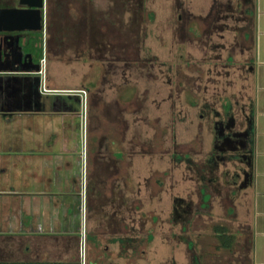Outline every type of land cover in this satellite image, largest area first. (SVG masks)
<instances>
[{"label":"crops","instance_id":"crops-1","mask_svg":"<svg viewBox=\"0 0 264 264\" xmlns=\"http://www.w3.org/2000/svg\"><path fill=\"white\" fill-rule=\"evenodd\" d=\"M99 1L47 0L45 31L42 35L45 42V53L42 59L43 80L48 89L66 91L85 89L94 66L100 65L103 72L94 87V91L97 92V110H95L98 115L95 124L102 120L110 121L107 113H104L105 104L111 105L109 107H111L110 111L113 115L117 112L118 105L123 107L122 117L130 121L132 117V112L129 109L131 97L125 93V89L132 86L129 76V61L133 47L130 31L132 20L130 1L107 0L106 6H101ZM192 1L186 6H179V10H181L177 11L178 14L173 13L172 25L174 28H178L179 15L183 9L190 11L194 16L212 17L218 3H222V5H226L228 11L237 12L238 17L235 21L239 26L237 29L239 41L236 49L240 50L241 55L250 56L252 60L248 77L250 93L248 99H251L250 108L255 127V99H261L258 95L256 96V54L258 52L264 57V0H235L234 3L232 0L230 2L229 0L227 2L224 0H199L202 2V7L199 4L194 5ZM20 5V0H0V8ZM158 18L160 19L157 14L152 15V20L148 19V22H153V20L158 22ZM200 20L199 23H202L203 20ZM201 27H203L202 24L195 27L194 41L200 42ZM35 34L36 31H24L25 41L30 37L32 39ZM0 35L3 33L1 32ZM50 41L53 43L51 44ZM30 45L26 51H35L34 44ZM17 65V68L0 66V74L4 76L15 74L24 76V79H28L26 75L32 76L31 68H21L19 64ZM19 72L24 74L20 75ZM105 75H109V80L106 82H104ZM111 75H113V79ZM42 87L43 94L48 93L44 86ZM83 95L86 106L87 99L84 93L81 96ZM8 102L6 103L5 99L0 97V226L2 231L16 233L21 230L22 225H27L32 231L41 229L40 227L47 228L48 232L57 233L56 237L62 242L58 249L65 253L62 258H68L74 251V243L71 241L72 238L65 233H72L81 225L94 229L101 221L108 222L109 232L115 237L113 264H128L126 249L131 234V219L128 211L131 193L123 188L124 192L119 199L121 207L118 213L114 214L110 210V213L103 216L102 212L97 213L92 206L91 209L89 206L84 209L83 213H77L74 210L76 190L70 186L67 174L68 163L74 158V149L68 140L63 142L62 147L29 144L27 154L19 153L23 151L12 147L14 145L9 144L10 141L5 143V136L14 137V132L19 127L27 128L28 143L34 134L35 139L39 137V130H42L41 125L44 126L45 131L55 130L61 135L63 129L65 132V129L68 128V116L50 113L35 114L36 111L44 110H37L33 106V102L30 107L24 108L13 106L10 100ZM46 102L47 110L51 111V99H47ZM21 111L24 113H20ZM31 112L33 113L31 114ZM88 125L89 121L84 114L85 129L88 128ZM39 126L40 128H38ZM37 129L39 130L37 131ZM161 129L163 128L161 127ZM119 131L109 136L107 141L109 147L106 148L100 141L101 132L95 131L92 134L87 129L85 137L87 136L89 143L90 134H92V145L88 144L87 153L86 150L83 151V159L90 160L94 164L98 158L112 154L113 159L122 164L126 165L130 161L132 168L138 165L142 166L141 163L146 162L148 170L153 169L147 173L146 177L151 178L152 176V179L159 180L163 187L165 185L164 174L167 170L163 168L164 148L158 144L153 151L149 150L145 155H130L131 126L126 128L124 122ZM157 132L156 130L155 136ZM67 134L66 131L64 136ZM45 135L47 134L45 133ZM173 160L175 161L174 158ZM253 175V184L243 190L234 200L237 212L236 224L249 225L252 232H254L255 205L254 144ZM156 181L152 180V183L156 184ZM161 189L163 190V188ZM212 199V211L215 214H222L221 195L214 194ZM52 216L55 218L52 219ZM105 217L107 221H105ZM49 237L51 236H46V238ZM50 241L48 240V242ZM252 249L249 252V264H251ZM49 250V248H44L41 255H49ZM8 259V262L13 263L24 258L9 254ZM37 259L36 255H32L29 262H35Z\"/></svg>","mask_w":264,"mask_h":264},{"label":"flooded vegetation","instance_id":"flooded-vegetation-1","mask_svg":"<svg viewBox=\"0 0 264 264\" xmlns=\"http://www.w3.org/2000/svg\"><path fill=\"white\" fill-rule=\"evenodd\" d=\"M132 9V20L130 24V31L132 33V56L129 61L130 70L134 65L140 64V58L138 54L137 46L141 37V22L143 20V1L141 0H129ZM216 8V11L212 13L213 17H199L194 16L190 11L183 9L179 15L178 32L183 36H189L194 38L196 33L192 32L191 23L198 21V26L201 27V35L203 33L214 34L225 30V26L220 23V12L223 11L222 3ZM142 8V10H141ZM203 20L202 23H199ZM190 24V26H189ZM189 26V27H188ZM13 38L10 42L5 44L6 50H13L15 56L14 60L0 63V66H13L21 68H31L33 72L32 76L26 75L28 79H24V76L13 74L12 76L0 74V97L12 102L15 107L24 108L26 106H33L37 110L35 114L50 113V114H65L68 116V128L64 129L61 135L53 130L48 132L44 130V126L41 125L39 130V137L35 139V134L32 137V144H38V146H52L62 147L63 142L68 140L71 143L72 149H74V158L69 161L67 167L68 180L70 186L74 188L76 201L75 211L77 213H83L84 209H91V206L96 212H102L105 214L118 213L120 211V197L122 195L123 188H126L130 193L128 211L130 214V238L127 245V259L128 264H141L142 258L146 256L148 246V212H147V189L149 180L151 181V187L154 191L158 190L162 186L159 180L152 183L151 178L145 177L136 178L133 177L132 163L128 161V164H122L113 159L112 154H106L98 158L96 162L91 163L90 160L83 159V151L88 150V144L92 145V134L95 131L101 132L100 141L108 148V138L113 133L120 132V127L125 122L126 128L131 126L128 119H123L122 112L123 107L117 106V112L112 114L111 107L105 104L104 113H107L110 121L102 120L95 124L97 115V92L94 88L86 85L85 89H77L72 91L66 90H53L50 89L48 93L43 94L42 86H45L43 77L37 72L36 63L42 61L45 53V42L43 41V31H37L36 34L25 41L24 32H12ZM2 36V35H0ZM31 42H33L31 44ZM44 42V46H43ZM238 43V41H236ZM19 43L24 50L25 57L27 59L33 58L34 63L23 62L19 60L20 50ZM52 44L53 41H50ZM34 44L35 51H26L29 45ZM236 44V43H235ZM30 45V46H31ZM212 49L225 48L226 44L220 41L211 42ZM137 50V51H136ZM136 56V57H135ZM142 62V61H141ZM19 74H24L23 72ZM30 74V73H28ZM108 75L104 76V82L108 80ZM91 82V81H90ZM134 87V93L131 96V102L129 109L132 114L137 115L143 113V99L141 95H137V87L131 82ZM169 93V96H164V100H175L181 95H184V99H188L187 103L190 106L199 107L201 123L200 126L207 128L212 136V149L206 155L204 159L191 160V156L186 154V157L180 152L181 145L179 141H176L174 145L173 155L176 162L181 159L194 164L193 179L199 180V187L194 192L199 198V201H194V198H187L177 195L174 197V204L172 209V216L175 220L184 224L186 230V224H192L196 221L197 216L211 215L213 208V195L220 194L222 197L223 216L226 221L234 222V229L230 228L228 223H218L214 226L215 233L219 235V246L227 250H234L235 247L241 248L243 254L241 258L250 260L249 252L253 246V232L249 225L244 226L241 223H237V212L234 200L241 194L243 190L248 189L253 184V144H254V124L252 109L248 111L246 106L240 105L236 109L232 107V103L227 100L232 98L223 97L224 101L220 107L213 105L210 101L205 100L198 102L199 98L194 88L186 87L181 94L180 84L176 83ZM82 90L86 91L85 97L87 99V105H84V95ZM55 91V92H53ZM177 95L175 98L174 93ZM51 99L52 110H47L46 101ZM206 99V97H203ZM238 99V98H237ZM142 100V101H140ZM237 101V105H238ZM111 106V105H110ZM96 109V110H95ZM20 113H24L21 111ZM33 112H31L32 114ZM84 114L89 121L88 128L84 126ZM139 116V115H138ZM141 117V116H139ZM112 120V121H111ZM87 121V120H86ZM124 121V122H123ZM35 123V122H34ZM36 124V123H35ZM37 125V124H36ZM40 128V126L38 127ZM87 129L90 131V141L88 143ZM66 131L68 132L67 135ZM159 132L157 135L149 140L142 137V133H134L130 138V155H145L149 150L153 151L158 145ZM45 133L47 135H45ZM85 133V134H84ZM163 131L160 134L162 136ZM202 141V139H201ZM192 143L187 142V145ZM203 145V142H202ZM186 146V145H185ZM188 156V157H187ZM182 160V161H183ZM71 165H74L71 167ZM221 168V170H220ZM55 218L54 216L51 217ZM152 221L157 222L160 219L159 213L153 214ZM105 221L107 218L105 217ZM32 231L27 225H22L21 230L16 233H6L2 231L0 226V264H113L114 263V249L113 244L115 237L110 234L108 222L101 221L94 229H89L86 226H78L77 230L72 233H65L69 235L74 243V251L68 258H62L65 254L64 251L59 250V244L62 242L56 237L57 233L48 232L49 229L40 227ZM43 230V231H42ZM47 230V231H44ZM228 235V241L222 238L223 235ZM51 236L46 238V236ZM217 235V236H218ZM11 237V238H10ZM51 238V239H50ZM48 240H51L48 242ZM187 243L188 251L191 252L190 258H193L194 264H203V256L201 253L196 254L195 242L189 238L184 239ZM61 242V243H60ZM226 242V243H225ZM44 248H49V255H41V251ZM235 251V250H234ZM67 252V251H65ZM121 253V251H120ZM18 255L21 259L17 262H8V255ZM36 255L38 257L35 262H29L30 256ZM169 264H178L175 260Z\"/></svg>","mask_w":264,"mask_h":264},{"label":"rangeland","instance_id":"rangeland-1","mask_svg":"<svg viewBox=\"0 0 264 264\" xmlns=\"http://www.w3.org/2000/svg\"><path fill=\"white\" fill-rule=\"evenodd\" d=\"M141 1H143L144 18L140 20L142 34L137 43L138 51L136 50L141 58L140 64L134 65L129 71V76L131 82L137 87V95L140 94L145 100H140L143 103V113L132 114L130 119L131 134L141 132L142 137L151 140L155 137V131L160 130L158 144L165 150L163 168L167 170L164 174L165 185L159 187L157 191L153 190L149 180L146 200L149 215V240L146 256L140 263L169 264L175 260L178 264H194V259L190 258L191 252L188 251L187 243L184 241L189 238L195 242L196 254L202 252L201 254L205 255L203 264H249L245 257L241 258L243 251L238 245L235 247V251L221 248L218 245L219 235L215 233L214 226L218 223H228L230 228H235L233 221L225 220L223 211L222 214H215L212 211L211 215L197 216L194 223L186 224V230H183L184 224L172 216L175 195L199 201L197 195L194 194L199 187V180L193 179L194 175L197 176L194 172V164L183 159L179 162L174 161L175 156L172 155L174 145L176 141L183 143L181 145L184 146L180 147V152L184 157L187 154L192 157L191 160L204 159L212 149V136L207 128L200 126L202 120L198 105L190 106L187 103L188 99H184V95L177 98L175 92H173L174 97L177 99H163L164 96H169V93L174 91L175 84L179 83L181 94L186 87L194 88L197 96L200 97L198 102L208 100L213 105L220 107L224 101L223 97H229L232 99L227 101L232 103L234 109L244 105L248 111L250 110L248 77L252 60L250 56L241 55L240 50L236 49V41H239L237 32L239 26L235 19L238 14L228 11L226 5H223L224 9L220 12V23L226 29L214 34L204 33L198 42L189 36L181 35L172 25L173 13L178 14L179 6H186L191 0ZM196 1L193 0L192 3L202 7V2ZM233 1L235 2L232 0V3H234ZM99 2L101 6L107 4V0ZM155 14L160 17L158 22L154 20L148 22V19H151V16H155ZM229 16L231 17L229 18ZM197 25V20L191 24L192 32L195 31ZM213 41L224 42L226 47L212 49L211 42ZM263 58V55L257 52L256 96L258 95L261 99H255L254 104L256 123L254 127L255 205L251 264H264ZM102 72L100 65L94 66L87 85L94 88L101 78ZM111 76L113 79V75ZM125 93L131 97L134 87L126 88ZM28 135L26 127H19L14 132V137L5 136V143L10 141L9 144L14 145L12 147L23 151L19 153L27 154L29 144H32L28 143ZM187 142L192 143V147L191 144L187 145ZM141 164L142 166L138 165L133 168V177L144 179L147 173L153 169L148 170L146 162ZM153 181L155 182L156 179ZM155 213L160 215L157 222L151 219ZM150 235H152L151 239ZM222 238L228 241L229 236L225 234Z\"/></svg>","mask_w":264,"mask_h":264},{"label":"water","instance_id":"water-1","mask_svg":"<svg viewBox=\"0 0 264 264\" xmlns=\"http://www.w3.org/2000/svg\"><path fill=\"white\" fill-rule=\"evenodd\" d=\"M20 6L18 7H3L0 8V63L10 62L14 60V52L9 48L6 50L5 44L10 42L13 38L12 32H24L30 31H45V19L47 0H20ZM20 58L19 60L29 63H34L33 58L27 59L25 57L24 50L19 43ZM38 65L37 72L43 77V64L36 63Z\"/></svg>","mask_w":264,"mask_h":264},{"label":"built area","instance_id":"built-area-1","mask_svg":"<svg viewBox=\"0 0 264 264\" xmlns=\"http://www.w3.org/2000/svg\"><path fill=\"white\" fill-rule=\"evenodd\" d=\"M45 91H49L50 89L46 88V86H44ZM82 93L86 94L85 90H82Z\"/></svg>","mask_w":264,"mask_h":264},{"label":"trees","instance_id":"trees-1","mask_svg":"<svg viewBox=\"0 0 264 264\" xmlns=\"http://www.w3.org/2000/svg\"><path fill=\"white\" fill-rule=\"evenodd\" d=\"M152 238V235H150V239Z\"/></svg>","mask_w":264,"mask_h":264}]
</instances>
